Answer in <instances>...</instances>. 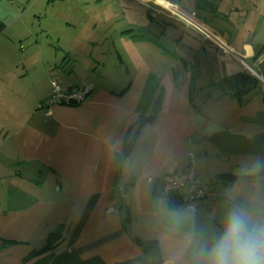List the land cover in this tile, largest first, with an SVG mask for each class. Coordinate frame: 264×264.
I'll return each mask as SVG.
<instances>
[{
  "label": "crops",
  "instance_id": "obj_1",
  "mask_svg": "<svg viewBox=\"0 0 264 264\" xmlns=\"http://www.w3.org/2000/svg\"><path fill=\"white\" fill-rule=\"evenodd\" d=\"M128 1L146 10L145 34H118L102 58L87 39L75 40L68 63L30 31L18 36L28 43L21 51L0 36V264H205L232 213L249 229L264 227L262 191L231 190L237 178L220 187L227 168L212 171L202 137L217 125L196 104L197 77L187 71L264 69V0H165L210 36L154 0ZM52 79L94 92L80 105L47 108ZM191 170L209 186L194 209L182 192H165L166 177ZM56 232V248L32 257ZM137 239L155 242V255Z\"/></svg>",
  "mask_w": 264,
  "mask_h": 264
},
{
  "label": "rangeland",
  "instance_id": "obj_2",
  "mask_svg": "<svg viewBox=\"0 0 264 264\" xmlns=\"http://www.w3.org/2000/svg\"><path fill=\"white\" fill-rule=\"evenodd\" d=\"M146 14L145 9L128 0H0V21L6 25L7 32L16 34L11 37L0 31V36L9 38L15 49L21 51L22 45L26 47L28 43L25 38L17 41L18 36L22 31L27 34L30 31V38L42 45L45 53H52L53 58L59 55L61 60L66 58L72 45H77L76 39H87L86 42L96 41L94 53L102 58L113 41L117 43L120 39L118 34L130 28L133 29L131 35L145 34L148 22L143 15ZM136 15L140 18L139 29V22H134ZM189 37L191 41H200L195 35ZM105 65L107 67V62ZM181 66L183 64L179 68ZM253 69L239 62L235 67L227 64L216 68L187 67V71L197 77L193 85L196 104L203 107L205 118L217 125L215 133L205 135L202 141L218 166H213L212 171L222 172L227 168L228 175L220 177V187L232 185L237 178L231 190H260L264 194V183L251 180L256 173L264 174V69ZM109 71L114 73L112 69ZM235 74L257 77L259 85L249 82L251 88L244 86L245 91H238L241 80L232 77ZM52 93L53 88L50 97ZM219 152L227 153L226 156L232 154L231 164L226 157L218 155Z\"/></svg>",
  "mask_w": 264,
  "mask_h": 264
},
{
  "label": "clouds",
  "instance_id": "obj_3",
  "mask_svg": "<svg viewBox=\"0 0 264 264\" xmlns=\"http://www.w3.org/2000/svg\"><path fill=\"white\" fill-rule=\"evenodd\" d=\"M205 264H264V227L249 229L241 214L232 213Z\"/></svg>",
  "mask_w": 264,
  "mask_h": 264
},
{
  "label": "built area",
  "instance_id": "obj_4",
  "mask_svg": "<svg viewBox=\"0 0 264 264\" xmlns=\"http://www.w3.org/2000/svg\"><path fill=\"white\" fill-rule=\"evenodd\" d=\"M51 86L53 88V93L45 105L47 108H50L54 104L69 106L80 105L86 102L89 96L94 92L93 85H85L65 91L56 79L51 80ZM47 112L50 113L48 110ZM208 189V186L202 182L200 177H198L193 170L169 175L165 179L166 194L172 195L182 192L181 200L185 204H189L188 208L190 209H194V203L197 200L204 199L207 196Z\"/></svg>",
  "mask_w": 264,
  "mask_h": 264
},
{
  "label": "trees",
  "instance_id": "obj_5",
  "mask_svg": "<svg viewBox=\"0 0 264 264\" xmlns=\"http://www.w3.org/2000/svg\"><path fill=\"white\" fill-rule=\"evenodd\" d=\"M50 1H56V0H50ZM58 1V0H57ZM5 28H6V25L3 23V22H1L0 21V31L2 32V31H4L5 30ZM232 77H234V78H237V77H239V79L241 80V84H240V86H239V88H238V91H245V90H243V88H244V86H245V88L247 87L248 88V81L249 80H251V81H249V82H255L256 80L254 79V78H252V77H250V76H248V75H244V74H235V75H233ZM244 88V89H245ZM146 120H142L141 122H140V128L143 126V124H144V122H145ZM148 121L149 122H152L153 121V117H150L149 119H148ZM135 144H136V138H133V139H131L130 141H127V143H126V153L127 152H129V151H132V149L134 148V146H135ZM198 176V175H197ZM224 176H226V175H224ZM199 177V176H198ZM202 180V179H201ZM203 182V181H202ZM204 183V182H203ZM205 184V183H204ZM205 185H207V184H205ZM208 186V185H207ZM209 188V187H208ZM208 195H209V189H208V194H207V196L204 198V199H200V200H197L194 204V207L197 205V204H199V203H201L202 201H204L207 197H208ZM181 196H182V194H181ZM181 196H180V201H181V203H182V205H184V206H186V207H188L189 206V204L187 205V204H185L182 200H181ZM61 234L60 233H58V232H56V233H53L52 235H50V237H49V239H48V242H47V245H46V247L42 250V251H40V253H34L33 255H32V257H34V256H36V255H39V254H42V253H44V252H48V251H52V250H54L55 248H56V246L60 243V238H61ZM136 243H137V245L143 250V252L145 253V255H155V242H145V241H143V240H138L137 239V241H136ZM152 251V252H151Z\"/></svg>",
  "mask_w": 264,
  "mask_h": 264
},
{
  "label": "bare ground",
  "instance_id": "obj_6",
  "mask_svg": "<svg viewBox=\"0 0 264 264\" xmlns=\"http://www.w3.org/2000/svg\"><path fill=\"white\" fill-rule=\"evenodd\" d=\"M154 1L157 5L164 7V8H167L168 10L173 12L176 16L180 17L181 19H184L185 21H187L190 24H193L195 27H197L199 30H201L206 35H208V36L211 35L203 26L199 25L193 17L182 13L179 9L175 8L169 2H166L165 0H154Z\"/></svg>",
  "mask_w": 264,
  "mask_h": 264
}]
</instances>
